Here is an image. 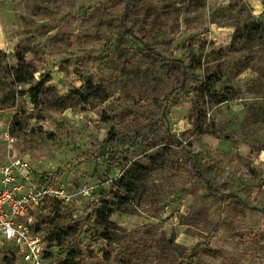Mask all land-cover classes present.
<instances>
[{"label":"rangeland","instance_id":"rangeland-1","mask_svg":"<svg viewBox=\"0 0 264 264\" xmlns=\"http://www.w3.org/2000/svg\"><path fill=\"white\" fill-rule=\"evenodd\" d=\"M16 159L62 193L0 264H264V0H0Z\"/></svg>","mask_w":264,"mask_h":264},{"label":"built area","instance_id":"built-area-1","mask_svg":"<svg viewBox=\"0 0 264 264\" xmlns=\"http://www.w3.org/2000/svg\"><path fill=\"white\" fill-rule=\"evenodd\" d=\"M26 164L16 159L0 165V241H6L21 250H33L34 239L28 231L32 220L29 208L41 197L61 195L60 188L37 183L23 171ZM22 182L18 183L17 178ZM25 188L26 191L22 192Z\"/></svg>","mask_w":264,"mask_h":264},{"label":"trees","instance_id":"trees-1","mask_svg":"<svg viewBox=\"0 0 264 264\" xmlns=\"http://www.w3.org/2000/svg\"><path fill=\"white\" fill-rule=\"evenodd\" d=\"M145 52L148 53H153L156 54L154 51H152L151 49H145ZM120 184H122L121 186L126 188V190H129L130 185H127V183H123L122 179L120 180ZM123 198V197H120ZM113 211V209H106L104 207L99 208L97 211H95V217L96 219L100 222V223H107L109 216L111 214V212ZM61 264H75V261H73V258L71 259H66V261L62 262Z\"/></svg>","mask_w":264,"mask_h":264}]
</instances>
